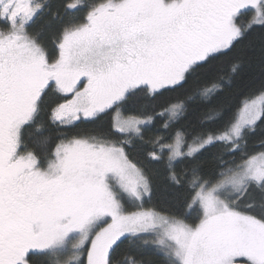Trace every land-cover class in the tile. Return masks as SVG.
I'll use <instances>...</instances> for the list:
<instances>
[{
  "label": "snow or ice",
  "instance_id": "1",
  "mask_svg": "<svg viewBox=\"0 0 264 264\" xmlns=\"http://www.w3.org/2000/svg\"><path fill=\"white\" fill-rule=\"evenodd\" d=\"M0 264H264V0H0Z\"/></svg>",
  "mask_w": 264,
  "mask_h": 264
}]
</instances>
